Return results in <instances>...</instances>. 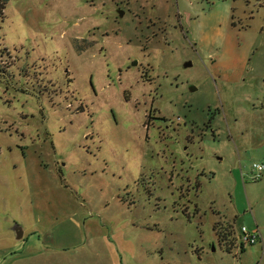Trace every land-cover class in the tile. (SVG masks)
I'll use <instances>...</instances> for the list:
<instances>
[{
	"label": "rangeland",
	"instance_id": "1",
	"mask_svg": "<svg viewBox=\"0 0 264 264\" xmlns=\"http://www.w3.org/2000/svg\"><path fill=\"white\" fill-rule=\"evenodd\" d=\"M258 162L264 0H8L0 264H264Z\"/></svg>",
	"mask_w": 264,
	"mask_h": 264
},
{
	"label": "built area",
	"instance_id": "2",
	"mask_svg": "<svg viewBox=\"0 0 264 264\" xmlns=\"http://www.w3.org/2000/svg\"><path fill=\"white\" fill-rule=\"evenodd\" d=\"M264 172V163L253 164V176L255 179L262 177ZM239 241L241 244H257L262 242V236L259 231L249 229L246 225H243L240 229Z\"/></svg>",
	"mask_w": 264,
	"mask_h": 264
},
{
	"label": "trees",
	"instance_id": "3",
	"mask_svg": "<svg viewBox=\"0 0 264 264\" xmlns=\"http://www.w3.org/2000/svg\"><path fill=\"white\" fill-rule=\"evenodd\" d=\"M7 2H8V0H0V18H2L3 16H4V12H5V8H6V4H7ZM226 235V234H225ZM221 239L223 240V241H226V243H227V247H228V249L229 250H231V249H233L235 246L233 245V242H235L234 241V239H232V240H230L228 237H227V235L224 237V236H221ZM230 241H229V240ZM230 242H232L231 244H229ZM236 245V244H235ZM234 246V247H233Z\"/></svg>",
	"mask_w": 264,
	"mask_h": 264
},
{
	"label": "water",
	"instance_id": "4",
	"mask_svg": "<svg viewBox=\"0 0 264 264\" xmlns=\"http://www.w3.org/2000/svg\"><path fill=\"white\" fill-rule=\"evenodd\" d=\"M120 12H121V10H120ZM122 14H123V12H121V15H122ZM132 64H133V65H136V64H137V60L133 61ZM192 64H193V63H192L191 60L185 62V66H186V67L192 66ZM189 88H190L191 91H195V90L197 89V87H196L195 85H192V84L189 85ZM16 230H17V237H18V238H22L23 235H24L23 229H22L20 226H17V227H16Z\"/></svg>",
	"mask_w": 264,
	"mask_h": 264
},
{
	"label": "crops",
	"instance_id": "5",
	"mask_svg": "<svg viewBox=\"0 0 264 264\" xmlns=\"http://www.w3.org/2000/svg\"><path fill=\"white\" fill-rule=\"evenodd\" d=\"M201 252H202V250H201ZM29 258L33 259L32 257L26 256V257L17 258L16 260L19 262V264H27L28 261H31ZM41 259H43V258H41ZM16 260L13 261V264H18V262ZM9 264H12V263L9 262Z\"/></svg>",
	"mask_w": 264,
	"mask_h": 264
}]
</instances>
